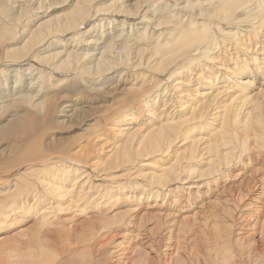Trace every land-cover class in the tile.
<instances>
[{"label":"bare ground","instance_id":"obj_1","mask_svg":"<svg viewBox=\"0 0 264 264\" xmlns=\"http://www.w3.org/2000/svg\"><path fill=\"white\" fill-rule=\"evenodd\" d=\"M189 3L0 0V264H264V30L152 79Z\"/></svg>","mask_w":264,"mask_h":264},{"label":"clouds","instance_id":"obj_2","mask_svg":"<svg viewBox=\"0 0 264 264\" xmlns=\"http://www.w3.org/2000/svg\"><path fill=\"white\" fill-rule=\"evenodd\" d=\"M194 8L200 9L199 15H190L185 20L172 24V32L169 35L171 43L161 44L160 40L164 39L161 35L154 44L142 50L152 52V60L165 51L174 53L160 67L155 63L151 66L143 65L149 69L152 79H155L154 73L166 72L173 64L175 73L204 61H212L226 45L240 46L246 34L249 40H259V32L264 30V0H196L194 6L189 3V12H193ZM238 13L241 14L239 18ZM247 25L251 27H246ZM158 27L164 28L166 25L160 24ZM172 37H175V40H172ZM145 80L146 83L151 82L148 77H145ZM143 255L144 264H149L147 253ZM68 264H75V261L69 260Z\"/></svg>","mask_w":264,"mask_h":264},{"label":"rangeland","instance_id":"obj_3","mask_svg":"<svg viewBox=\"0 0 264 264\" xmlns=\"http://www.w3.org/2000/svg\"><path fill=\"white\" fill-rule=\"evenodd\" d=\"M234 61L232 60L231 61V63H233ZM94 121H90V123H93ZM102 130H104L105 131V127L102 129ZM81 130H80V127L77 125V124H75V125H73V126H71V128H67V127H65V126H61L59 129H56V130H54L53 132H51V133H49V135L52 137V139H54V140H60V145H66V144H69V142H71V139L75 136V135H77L78 133H79V135L78 136H85V134H86V132H81ZM48 135V136H49ZM77 138V137H76ZM75 138V139H76ZM92 138H94V135L92 136V137H90V139H92ZM44 139H46V136H44ZM101 138H94L93 139V142L94 143H96V145H97V141H99ZM4 144V143H3ZM2 144V145H3ZM101 145V144H100ZM99 145V146H100ZM6 145H3V147H5ZM7 153V151L5 150V151H2V153L0 154L2 157L5 155ZM1 158V157H0ZM80 221V220H79ZM78 221V222H79ZM256 238H258V237H256ZM253 240H255V239H253ZM253 240H250L249 241V243L248 244H250V243H254V241ZM81 245H82V243H81ZM123 246H126L125 245V243L123 244ZM82 254V255H81ZM93 255H87L86 253H85V251L84 250H82L81 251V253H80V256H79V258H80V260H82L83 258H88V257H92ZM253 256V257H252ZM264 256V255H263ZM99 257V255H98V253H96V257L95 258H98ZM254 257H256V258H262V255H255V252H254V255H251V257H250V259L248 260V262H249V264H251V262L252 261H255L256 260V258H254ZM82 258V259H81ZM107 263H108V261H106ZM253 263V262H252Z\"/></svg>","mask_w":264,"mask_h":264}]
</instances>
